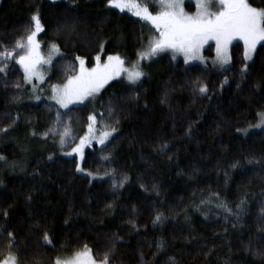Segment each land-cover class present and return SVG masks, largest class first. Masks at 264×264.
<instances>
[{"label":"trees","instance_id":"obj_1","mask_svg":"<svg viewBox=\"0 0 264 264\" xmlns=\"http://www.w3.org/2000/svg\"><path fill=\"white\" fill-rule=\"evenodd\" d=\"M249 4L264 9V0ZM33 15L39 41L63 54L46 87L72 76L77 57L133 63L150 33L108 0H0V51L28 34ZM229 54L220 71L164 56L139 83L113 81L66 110L27 102L19 69L0 75V260L11 252L19 264H55L87 245L110 264H264V127L255 129L264 42L249 62L240 42ZM92 114L100 129L116 131L84 152L82 168L104 176L95 180L62 156Z\"/></svg>","mask_w":264,"mask_h":264},{"label":"snow or ice","instance_id":"obj_2","mask_svg":"<svg viewBox=\"0 0 264 264\" xmlns=\"http://www.w3.org/2000/svg\"><path fill=\"white\" fill-rule=\"evenodd\" d=\"M159 11L153 15L148 7H141L136 0H108V6L118 9L120 12L131 11L133 15L149 22L159 33L153 41L150 42L146 51L139 53V59H150L162 52H171L173 59L176 55L184 57V63L200 59L201 49L209 41H215L217 58L221 64L229 62L228 49L233 41H242L244 46L245 59L251 58V53L255 51L256 46L264 41V9L252 7L248 0H218V11L208 10V0H197V11L190 15L184 11L183 0H158ZM33 22L32 30L26 39L21 37L16 41L13 50L4 49L0 51V61L15 58V63L20 65L24 72V80L31 83L33 79L43 82V73L39 70L41 63H48L40 53V44L37 36L44 29L38 15L31 17ZM15 49H21L22 54L14 55ZM80 62V71L78 75L67 79L62 86L52 87V99L61 108L67 109L71 104H83L85 100L94 98L99 91L110 80L119 77L122 73L127 74V80L131 84L137 83L144 73L139 69V65L133 64L129 70L124 67V60L118 56H109L107 62L101 64L100 56H96L97 64L95 67L85 68V61L77 57ZM7 64L0 67V72H4ZM201 93L207 91L206 87H199ZM111 111V109H109ZM260 123L256 127H264V113L258 114ZM60 114L57 113L59 122ZM88 135L80 139L79 145L73 148L81 160L84 159L83 149L85 143L94 137L91 136L94 128L95 117L89 116ZM54 131V130H50ZM115 129L103 131L98 143L104 144L105 140L111 136ZM69 130L65 127L61 135V143H64V137L69 136ZM166 145L161 146V151L166 149ZM72 155V153H65ZM235 167V165H233ZM78 172L82 171L77 165ZM91 175V173H88ZM126 179V178H125ZM121 185L123 181L120 182ZM244 201H241V205ZM6 215V213H5ZM264 215V210H262ZM160 216H157L153 223L159 222ZM12 236V233H8ZM46 242L51 243L47 234L44 235ZM9 248L12 242H9ZM111 251V249L109 250ZM0 264H19L18 257L9 252L8 256L0 260ZM55 264H97L91 249L84 246L83 250L76 251L68 258H57ZM99 264H110L108 253H105L104 259Z\"/></svg>","mask_w":264,"mask_h":264},{"label":"rangeland","instance_id":"obj_3","mask_svg":"<svg viewBox=\"0 0 264 264\" xmlns=\"http://www.w3.org/2000/svg\"><path fill=\"white\" fill-rule=\"evenodd\" d=\"M136 2L141 6V7H148L149 11L155 15L157 14V12L159 11V5H158V0H151L149 1L148 4H144L142 2H139L138 0H136ZM249 2V0H248ZM151 7H154L155 10L154 11H151ZM183 8H184V11L187 13V14H190V15H193L196 13L197 11V0H183ZM118 10V9H116ZM208 10L209 11H218L219 10V6H218V0H208ZM119 11V10H118ZM123 13H126L132 17H135L137 19H139L140 21H142L143 23L146 24V26L149 28V37H148V40H147V43L143 46V48L140 50L139 53H142L144 51L147 50L149 44L151 41H153L156 37H158L159 33L156 31V29L147 21L145 20H142L140 19L138 16H135L132 14L131 11H128V10H125ZM33 25V23H32ZM32 29H30V31L28 32L27 35L30 34ZM40 34V33H39ZM38 34V35H39ZM27 35L24 37L26 39ZM37 41L38 43L40 44V53L41 55L44 57L45 60H48L49 57H51L50 61L48 63H41L39 65V70L43 73V82L41 83L39 80L37 79H33L31 83H27L25 80H24V72H23V69L21 68L20 65L16 64L15 63V58H12V59H8V60H2L0 61V67H2L4 64H7V68L5 69L4 72H0V75L1 76H7L8 72L10 71V69L12 68H17L21 71L22 73V78H23V83H22V86L23 87V90H26L25 91V100L29 103H33V104H39V103H42V102H45V103H49V104H53L56 108L60 109V110H66L65 108H61L58 104L55 103V101L52 99V87L53 86H62L63 84H65L67 82V80H65L64 82L60 83V84H54L50 87H46L45 86V81H46V78H47V75H48V69L52 66V64L61 56H63V54L60 52V50L54 46V45H48V46H43V44L39 41L38 39V36H37ZM235 42H240L242 45H243V42L242 41H233V43ZM262 42L264 41H261L260 43L257 44V46L259 44H261ZM231 44V45H232ZM230 45V46H231ZM230 46H229V49H228V55H229V62H230V54H229V50H230ZM256 46V47H257ZM210 49L209 52H211L210 54H208L206 51H208ZM22 51L21 49H15V53L14 55H18V54H22ZM139 53H138V56L136 58V60L133 62V63H130L128 64L126 62V60L119 56V55H110V56H118L120 57L122 60H124L125 64H124V67L131 70L132 69V65L133 64H137L139 65V69L144 73V75L140 78V80L137 82L139 83L141 80H143L144 78L147 77V71H146V67L152 63L153 61L159 59V58H162L164 56H167L169 57L172 61H175L177 59H180L184 65H190V64H201V65H209L210 68L216 70V71H220V70H223L225 69L228 65H229V62L226 63V64H221L217 58V52H216V45H215V41H209L207 44L204 45V47L201 49V52H200V59H197V60H193V61H190L189 63L185 64L184 63V57L182 55H176L175 59H173V55L171 52H162V53H159L158 55L156 56H153L151 57L150 59H144V60H140L139 59ZM254 52L251 53V58L253 56ZM243 55H244V46H243ZM97 56H100V63L103 64V63H106L107 62V57H102L100 54L97 55ZM250 59H245V56H244V59H245V62H249ZM80 59H83L85 61V68H88V69H91L93 67L96 66L97 64V61L96 59L94 58V62L93 64L91 65H88L87 64V61L84 59V58H80ZM79 71H80V62H79V59H77V66H76V70L75 72L73 73L72 76H75V75H78L79 74ZM70 76V77H72ZM69 77V78H70ZM118 80H122L123 82H125L126 84H129V85H135V84H131L128 82L127 80V74L126 73H122L119 77L115 78V79H112L110 80L108 83H106L104 85V87L99 91V93L94 97V98H90V100H93L95 99L99 94L100 92L106 87L108 86L111 82L113 81H118ZM89 100H85V102H87ZM84 102V103H85ZM83 103V104H84ZM83 104H71L69 105L68 108L70 107H73V106H80V105H83ZM67 108V109H68ZM90 116H94L95 117V123L93 125V128H94V131L93 133H91V136H93L94 138L91 139L90 141H87L85 143V146H84V149H83V153L86 151V149L88 148H92L93 145H98V146H101V145H104L106 144L116 133V131H112V134L111 136H109L106 140H105V143L104 144H100L98 143V138L100 136V134L105 131V129H100L98 127V117L95 115V114H92ZM89 123H92L91 121H89L88 119V125ZM260 123V120L259 122H257L255 124V129L256 130H259L261 129V127H256V125ZM88 125H87V129H86V132L85 134L82 136L84 137L85 135H88ZM254 127V126H252ZM248 128L246 130L247 133L253 131L254 128ZM110 131V130H109ZM81 137V138H82ZM80 138V139H81ZM80 139L79 141L77 142V144L73 147L75 148L77 145H79L80 143ZM73 148H71L70 150L68 151H65V152H62V156L63 157H66V158H75L76 160V169H77V165L80 166V168L82 169V171L77 172L79 174H82V175H85V176H88L91 180H95V179H102L104 178V176L102 175H94V174H91V175H88L89 172L85 171L83 168H82V160L80 159L79 155L77 153H74L72 150ZM65 153H72V155H65ZM97 177V178H96ZM83 250V249H82ZM80 251V250H79ZM71 255L69 256H66V257H63L61 259H64V258H68V257H71ZM97 261V260H96ZM97 264H99V261H97Z\"/></svg>","mask_w":264,"mask_h":264}]
</instances>
